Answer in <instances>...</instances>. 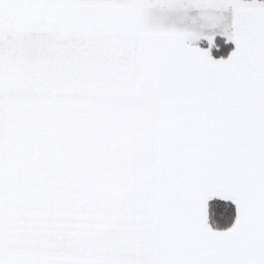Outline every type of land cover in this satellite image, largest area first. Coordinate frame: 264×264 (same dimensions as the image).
Masks as SVG:
<instances>
[{
    "label": "snow or ice",
    "instance_id": "snow-or-ice-1",
    "mask_svg": "<svg viewBox=\"0 0 264 264\" xmlns=\"http://www.w3.org/2000/svg\"><path fill=\"white\" fill-rule=\"evenodd\" d=\"M0 264H264V0H0Z\"/></svg>",
    "mask_w": 264,
    "mask_h": 264
}]
</instances>
